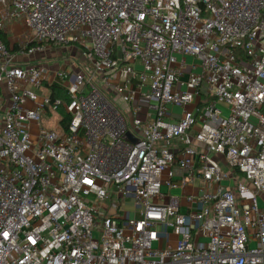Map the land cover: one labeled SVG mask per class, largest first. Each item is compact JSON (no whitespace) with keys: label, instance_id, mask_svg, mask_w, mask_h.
Wrapping results in <instances>:
<instances>
[{"label":"built area","instance_id":"1","mask_svg":"<svg viewBox=\"0 0 264 264\" xmlns=\"http://www.w3.org/2000/svg\"><path fill=\"white\" fill-rule=\"evenodd\" d=\"M0 63V264H264V0H0Z\"/></svg>","mask_w":264,"mask_h":264},{"label":"crops","instance_id":"2","mask_svg":"<svg viewBox=\"0 0 264 264\" xmlns=\"http://www.w3.org/2000/svg\"><path fill=\"white\" fill-rule=\"evenodd\" d=\"M27 37H29L28 31L18 23H11L5 27L3 33V40L8 43V46L12 49L14 53H19L21 48L25 45V41H27ZM49 51H45L44 53H37L34 56L26 57V56H17L16 64L19 66H27V65H43V63L37 62L38 58L41 55L47 54ZM45 58V57H44ZM38 63V64H36ZM1 66V63H0ZM53 80V77H51ZM51 83V82H50ZM50 86L45 84V86L38 90V93L41 96H51ZM0 95L2 96V100L8 101L7 93L3 87H0ZM57 118L49 119L45 122V126L54 129L57 126L56 122Z\"/></svg>","mask_w":264,"mask_h":264},{"label":"rangeland","instance_id":"3","mask_svg":"<svg viewBox=\"0 0 264 264\" xmlns=\"http://www.w3.org/2000/svg\"><path fill=\"white\" fill-rule=\"evenodd\" d=\"M37 62L43 63V65L46 66L50 71H56L64 66H68L70 70H74V71H76L79 67L85 68L86 69L85 71L89 73L92 71L87 65V63L82 59L81 54L78 50L76 49L69 50V48L66 47L64 48L53 47L47 54L41 55L38 58ZM111 100L113 103L117 105V103L119 102V97L112 95ZM219 107L224 111H226V107L223 104H220ZM138 119L140 121H143L144 120L143 115H139ZM260 206L262 209H264V201H262L261 199H260ZM94 236L95 238H98V232H95ZM158 246H159L158 243L154 244L155 248H157ZM253 246L254 245H252V247Z\"/></svg>","mask_w":264,"mask_h":264},{"label":"trees","instance_id":"4","mask_svg":"<svg viewBox=\"0 0 264 264\" xmlns=\"http://www.w3.org/2000/svg\"><path fill=\"white\" fill-rule=\"evenodd\" d=\"M2 39H3V35H2ZM5 42V40H3ZM6 45H8L7 42H5ZM50 91H51V99L52 101H55V99H60V100H65L68 99V96L65 95L61 89L57 88V87H50ZM61 116L63 117V121H62V125L64 129H67L68 125L70 124L71 118L66 115L64 113L63 110L60 111Z\"/></svg>","mask_w":264,"mask_h":264},{"label":"water","instance_id":"5","mask_svg":"<svg viewBox=\"0 0 264 264\" xmlns=\"http://www.w3.org/2000/svg\"><path fill=\"white\" fill-rule=\"evenodd\" d=\"M129 137V139H132L130 136H128Z\"/></svg>","mask_w":264,"mask_h":264}]
</instances>
